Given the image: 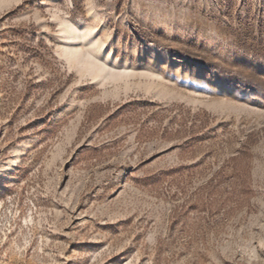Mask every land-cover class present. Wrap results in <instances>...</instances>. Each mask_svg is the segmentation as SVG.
<instances>
[{
    "label": "rangeland",
    "instance_id": "obj_1",
    "mask_svg": "<svg viewBox=\"0 0 264 264\" xmlns=\"http://www.w3.org/2000/svg\"><path fill=\"white\" fill-rule=\"evenodd\" d=\"M0 264H264V0H0Z\"/></svg>",
    "mask_w": 264,
    "mask_h": 264
},
{
    "label": "bare ground",
    "instance_id": "obj_2",
    "mask_svg": "<svg viewBox=\"0 0 264 264\" xmlns=\"http://www.w3.org/2000/svg\"><path fill=\"white\" fill-rule=\"evenodd\" d=\"M68 37V33H66L65 38ZM64 38V39H65ZM67 41H64V43H67ZM186 76V75H185ZM221 92H224L225 94H232L235 92L234 87L228 86L226 84H218L214 87V93L220 94Z\"/></svg>",
    "mask_w": 264,
    "mask_h": 264
}]
</instances>
